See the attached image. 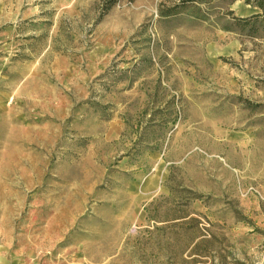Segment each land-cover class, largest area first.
<instances>
[{
    "label": "rangeland",
    "instance_id": "374dc122",
    "mask_svg": "<svg viewBox=\"0 0 264 264\" xmlns=\"http://www.w3.org/2000/svg\"><path fill=\"white\" fill-rule=\"evenodd\" d=\"M171 1L0 0V264H264L262 10Z\"/></svg>",
    "mask_w": 264,
    "mask_h": 264
},
{
    "label": "trees",
    "instance_id": "16d2710c",
    "mask_svg": "<svg viewBox=\"0 0 264 264\" xmlns=\"http://www.w3.org/2000/svg\"><path fill=\"white\" fill-rule=\"evenodd\" d=\"M113 1V0H112ZM250 2L251 0H247ZM254 4L258 6L262 12L254 13L249 17H233L237 22V26L241 29L250 32V35L260 34L259 29L264 26V0H253ZM201 3H206L204 0H172L170 4L163 5L160 9V15L166 17H173L186 11L191 12L193 15L206 19L213 14L211 5L207 9L202 8ZM208 3V2H207ZM207 10V11H206Z\"/></svg>",
    "mask_w": 264,
    "mask_h": 264
}]
</instances>
